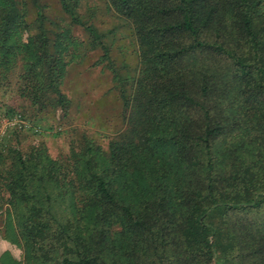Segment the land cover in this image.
Masks as SVG:
<instances>
[{
    "label": "trees",
    "instance_id": "1",
    "mask_svg": "<svg viewBox=\"0 0 264 264\" xmlns=\"http://www.w3.org/2000/svg\"><path fill=\"white\" fill-rule=\"evenodd\" d=\"M107 2L138 44L127 126L59 158L3 145L5 238L22 264H264V0ZM24 13L0 0V82L63 119L72 34Z\"/></svg>",
    "mask_w": 264,
    "mask_h": 264
},
{
    "label": "rangeland",
    "instance_id": "2",
    "mask_svg": "<svg viewBox=\"0 0 264 264\" xmlns=\"http://www.w3.org/2000/svg\"><path fill=\"white\" fill-rule=\"evenodd\" d=\"M14 1L31 23L30 33L40 31L43 24L50 35L55 30H69L72 34V41L64 44L68 50L67 67L59 85L70 101V109L63 119L47 110L37 111L19 94L15 76L0 82L1 151L3 145L15 144L24 149L43 142L48 153L59 158L85 137L106 148L109 139L127 126L123 94L128 96L132 91L140 71L132 23L107 0H78L75 12L80 22L61 8L59 0ZM106 50L108 58L103 57ZM5 163L0 153V167ZM6 208L0 191V256L8 254L16 264H22L21 248L5 238Z\"/></svg>",
    "mask_w": 264,
    "mask_h": 264
}]
</instances>
